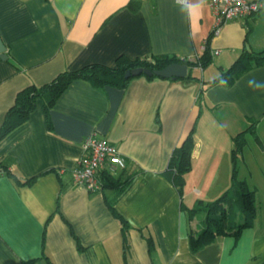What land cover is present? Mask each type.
Instances as JSON below:
<instances>
[{
    "label": "crops",
    "instance_id": "1",
    "mask_svg": "<svg viewBox=\"0 0 264 264\" xmlns=\"http://www.w3.org/2000/svg\"><path fill=\"white\" fill-rule=\"evenodd\" d=\"M214 24L205 0H0V129L21 90L64 71L113 67L120 56L211 60L192 67L189 80L139 76L124 89L75 80L48 118L36 101L0 143V264H264V64L231 85L209 84L243 52H264V11L218 33ZM190 133L191 169L179 194L164 173ZM240 133L237 179L256 191V218L240 237L193 253L189 232L202 224L187 210L234 194L231 150ZM90 135L114 145L136 174L114 205L123 221L106 202L112 191L72 184Z\"/></svg>",
    "mask_w": 264,
    "mask_h": 264
},
{
    "label": "trees",
    "instance_id": "2",
    "mask_svg": "<svg viewBox=\"0 0 264 264\" xmlns=\"http://www.w3.org/2000/svg\"><path fill=\"white\" fill-rule=\"evenodd\" d=\"M210 61L208 54L203 55L197 62L192 63L170 56L134 60L120 56L116 59L113 67L90 64L76 71H64L49 83L40 87L29 86L16 95L14 105L6 113L0 129V143L9 134L27 122L35 109L36 101L40 100L42 102L45 115L48 118L49 110L56 100L75 80H85L98 89L105 87L124 89L130 80L134 78H126L125 73L127 71L136 68L156 71L174 63L186 64L188 66L189 72L185 79L189 80L194 79L191 76L192 67L199 66L203 68ZM252 61H254V64L251 65ZM261 64H264V52L257 55L243 52L230 68L222 72L216 79L210 81L209 84L213 85L223 81L227 85H231L253 65ZM140 77H145L149 80L157 78L145 75H141ZM248 131L251 132L256 141H259L253 127L249 128ZM245 145L244 133H240L233 138L231 178L233 183L237 184V190L234 194H224L212 203L207 205L199 204L197 208L187 210L189 221L203 215V218L200 220L202 229L200 231L190 229L189 232V248L193 253L200 251L222 237L229 236L236 239L240 237L243 230L250 228L254 223L258 210L256 191L249 189L245 182H240L237 179V158L241 155ZM192 150L193 135L190 133L182 146L172 154L168 168L164 173L177 188L179 194H182L184 175L191 169ZM0 167L4 168L1 162ZM126 169H123L118 176H111L107 173L100 175L101 191L110 190L115 195L113 199H106L109 209L121 221L123 220L115 211L114 205L117 199L129 188L136 176L135 173H128Z\"/></svg>",
    "mask_w": 264,
    "mask_h": 264
},
{
    "label": "built area",
    "instance_id": "3",
    "mask_svg": "<svg viewBox=\"0 0 264 264\" xmlns=\"http://www.w3.org/2000/svg\"><path fill=\"white\" fill-rule=\"evenodd\" d=\"M187 4L188 0H179ZM215 18L214 32L227 22L235 19H246L264 11V0H205ZM83 156L78 166L71 173L72 184L84 188L88 193L101 191L100 175L107 173L115 176L125 169L126 163L118 149L108 140L96 135L86 137L82 142ZM6 173L0 167V176Z\"/></svg>",
    "mask_w": 264,
    "mask_h": 264
},
{
    "label": "water",
    "instance_id": "4",
    "mask_svg": "<svg viewBox=\"0 0 264 264\" xmlns=\"http://www.w3.org/2000/svg\"><path fill=\"white\" fill-rule=\"evenodd\" d=\"M6 58L7 57L5 55V47L3 46L0 40V59L5 60ZM188 72L189 70L186 64L174 63L168 65L167 67L161 70H156V71H150L148 69H141V68L132 69L125 73V77L130 78V77H139L141 75H145L147 77L155 76L157 78L175 80V79H185L188 76Z\"/></svg>",
    "mask_w": 264,
    "mask_h": 264
},
{
    "label": "rangeland",
    "instance_id": "5",
    "mask_svg": "<svg viewBox=\"0 0 264 264\" xmlns=\"http://www.w3.org/2000/svg\"><path fill=\"white\" fill-rule=\"evenodd\" d=\"M236 190H237V187L235 188ZM203 218V215H200L199 217H198V220H201Z\"/></svg>",
    "mask_w": 264,
    "mask_h": 264
}]
</instances>
